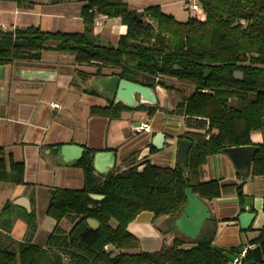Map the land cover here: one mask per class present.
<instances>
[{"label":"trees","instance_id":"1","mask_svg":"<svg viewBox=\"0 0 264 264\" xmlns=\"http://www.w3.org/2000/svg\"><path fill=\"white\" fill-rule=\"evenodd\" d=\"M0 1L32 6L30 0ZM195 1L205 12L203 20H179L160 5L137 11L124 0H87L81 9V32L46 31L37 25L0 27V66L17 60L39 61L43 51L52 50L74 55L80 66L95 65L93 73L78 70L84 82L112 68L119 70L121 79L175 91L180 98L168 112L183 118L179 136L191 142L186 170L178 164L169 167L138 161V153H133L115 170L97 175L92 166L96 150L87 149L77 162L84 174L83 187L51 189L46 214L57 224L44 245L31 241L36 226L33 215L24 216L29 239L16 242L15 250L4 244L2 237H9L14 219L12 203L4 204L0 264H233L243 250L240 264H264V226L251 240L253 248L217 246L209 234L190 248L174 238L156 251H127L140 244L129 224L142 212H151L155 219L177 216L189 189L208 201L232 193L242 207L246 201L243 181H201V171L209 156L228 147L251 145L253 132L264 133V0ZM98 15L119 17L127 26L116 45L93 39ZM236 72H242L243 78L237 79ZM170 80L191 86L193 91L185 96L166 83ZM84 91L96 93L89 88ZM138 108L151 116L161 109L158 103ZM127 109L123 103L112 102L91 106L90 115L116 119ZM257 147L252 176L264 175V143ZM24 178V162L15 161L0 146V183L21 185ZM70 215L77 221L65 231L59 223ZM87 219L98 221V229L90 228Z\"/></svg>","mask_w":264,"mask_h":264},{"label":"crops","instance_id":"2","mask_svg":"<svg viewBox=\"0 0 264 264\" xmlns=\"http://www.w3.org/2000/svg\"><path fill=\"white\" fill-rule=\"evenodd\" d=\"M30 1L32 6L23 8L14 2L0 1V27L37 25L46 31L84 30L81 9L87 0ZM124 1L137 11L160 5L163 11L182 20L186 16L185 3L194 0ZM101 17V23L93 27V39L104 45H116L119 37L126 34L127 26L119 17ZM78 70L93 73L96 66H80L74 55L52 50L43 51L39 61L17 60L0 66V146L15 161L25 164V184L0 183V211L10 201L14 217L7 232L9 237L3 236L2 240L14 250L16 242L29 239L26 215L35 217L31 241L45 244L57 224L46 214L51 189L83 187L84 174L77 162L87 149L96 150L92 166L97 175L115 170L133 153H138V161L149 160L169 167L180 165L179 140L185 139L179 136L184 130L183 118L168 112L179 100L178 93L153 88L156 102L146 104L139 103V93L132 92L130 99L134 104H126L117 101L110 82H104L102 91L91 83L97 77L84 82ZM118 71L105 68L104 76L117 75ZM85 88L96 93H87ZM112 102L123 103L129 109L116 119L90 115L91 106H107ZM157 103L161 109L152 116L138 108ZM140 123H147L150 129L137 131L135 126ZM251 140V145L257 147L264 143V133L253 132ZM252 159L246 160L244 151L235 158L224 150L209 156L201 171V181L218 179L222 184L243 181L246 195L243 207L236 193L208 201L193 192V198L187 197L185 206L173 218L155 219L151 212L139 214L128 229L139 238L140 244L127 251H156L174 238L183 241L184 248H190L209 234L214 235L213 244L217 246L243 249L254 246L251 240L264 226V175H251ZM243 213L254 216L245 221L240 219ZM91 220L87 219L89 227L98 229ZM76 221L70 215L59 225L69 231Z\"/></svg>","mask_w":264,"mask_h":264},{"label":"water","instance_id":"3","mask_svg":"<svg viewBox=\"0 0 264 264\" xmlns=\"http://www.w3.org/2000/svg\"><path fill=\"white\" fill-rule=\"evenodd\" d=\"M209 71H206L205 76L208 75ZM235 77L237 79H242L243 74L242 72H236ZM108 81L112 84V89L115 91V97L118 100L123 101L126 104H134L133 101L130 99V94L132 92H137L140 95V101L139 103H146V104H154L156 102V97L154 94V90L151 87L141 85L138 83H134L125 79H121L118 75H113V76H98L96 79L92 80L93 85H97L100 90L104 91L105 86L104 82ZM110 84V85H111ZM191 146V142L185 139H180L179 140V149H178V154H179V162L180 166L183 170H186L187 166V153L188 150ZM225 151L231 153L233 157H238V154L240 152H245L246 153V160H251L252 157L254 156L255 152L257 151V147L254 145H248V146H233V147H228L225 149ZM194 196V193L191 189L187 191V197L191 200ZM93 198L95 199H102L103 196L100 195H92ZM254 214H247L243 213L240 215V219L247 221L249 218L253 217ZM96 225V227L100 226V223L94 219H92Z\"/></svg>","mask_w":264,"mask_h":264},{"label":"built area","instance_id":"4","mask_svg":"<svg viewBox=\"0 0 264 264\" xmlns=\"http://www.w3.org/2000/svg\"><path fill=\"white\" fill-rule=\"evenodd\" d=\"M184 8L187 11H191V10L198 11L200 10V5L195 0L187 1L184 5ZM101 18H102L101 15L96 16L94 18V25H99L102 21ZM135 129L137 131H142V130H149L150 127L147 123H140L139 125L135 126ZM251 247L253 248L254 246H251ZM245 252L246 250H243L239 256L235 257L233 260V264H240Z\"/></svg>","mask_w":264,"mask_h":264},{"label":"rangeland","instance_id":"5","mask_svg":"<svg viewBox=\"0 0 264 264\" xmlns=\"http://www.w3.org/2000/svg\"><path fill=\"white\" fill-rule=\"evenodd\" d=\"M185 13H186V16H184L182 18L183 21H186L188 19V17L189 18L190 17H197L198 19H201V20L205 19V17H206L205 12L202 9H200L199 11H194V10L186 11L185 10ZM166 83L170 86L173 85L174 87H176L181 92V94H183L185 96L186 95L188 96L193 91V87H191V86L186 87V86L180 85L174 80L167 81ZM169 94H171V92H169ZM179 98H180L179 95H177V99H179Z\"/></svg>","mask_w":264,"mask_h":264}]
</instances>
